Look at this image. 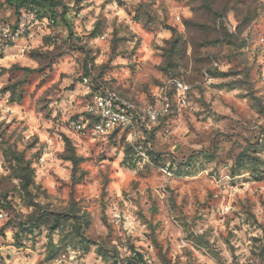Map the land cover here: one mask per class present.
I'll list each match as a JSON object with an SVG mask.
<instances>
[{"label": "rangeland", "instance_id": "1", "mask_svg": "<svg viewBox=\"0 0 264 264\" xmlns=\"http://www.w3.org/2000/svg\"><path fill=\"white\" fill-rule=\"evenodd\" d=\"M56 1L0 0V264H264V0ZM100 88L168 110L77 132Z\"/></svg>", "mask_w": 264, "mask_h": 264}, {"label": "built area", "instance_id": "2", "mask_svg": "<svg viewBox=\"0 0 264 264\" xmlns=\"http://www.w3.org/2000/svg\"><path fill=\"white\" fill-rule=\"evenodd\" d=\"M177 88H182V83L176 82ZM168 103L149 104L145 107L136 104L133 100L120 95L110 89L100 88L91 94L90 101L82 112L71 119L70 125L77 132L91 135L92 137L109 136L115 130L136 135L156 122L159 116L167 112ZM5 212L0 210V217ZM137 252H131L128 258L136 262ZM143 264H157L153 260L142 258ZM200 264V263H196Z\"/></svg>", "mask_w": 264, "mask_h": 264}, {"label": "trees", "instance_id": "3", "mask_svg": "<svg viewBox=\"0 0 264 264\" xmlns=\"http://www.w3.org/2000/svg\"><path fill=\"white\" fill-rule=\"evenodd\" d=\"M4 1L8 6L13 8L16 12H19L22 9L34 10L36 17H43L45 15H49L52 21L57 15H59L56 10V7L58 5V2L56 0H4ZM63 9L64 10L60 15H62L63 19L67 21V18L65 16L67 9L66 6H63ZM116 132L117 131L115 130L112 134H115ZM136 262H138V264H143L141 263L142 255L140 253H137L136 255ZM131 264H135V263H131Z\"/></svg>", "mask_w": 264, "mask_h": 264}]
</instances>
